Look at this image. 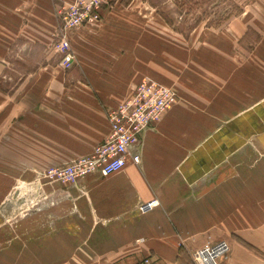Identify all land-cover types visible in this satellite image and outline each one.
<instances>
[{
	"label": "crops",
	"instance_id": "0c3cea01",
	"mask_svg": "<svg viewBox=\"0 0 264 264\" xmlns=\"http://www.w3.org/2000/svg\"><path fill=\"white\" fill-rule=\"evenodd\" d=\"M70 1L0 0V76L17 42L53 45L56 7ZM101 15L68 29L71 67L50 55L2 90L3 157L21 161L16 176L89 154L110 132L108 111L134 94L142 75L134 19L127 8ZM261 34L256 55L235 68L180 74L156 61L153 78L175 86L178 102L140 134L121 171L48 183L45 214L0 229V264H191L196 249L222 239L230 251L220 264H264Z\"/></svg>",
	"mask_w": 264,
	"mask_h": 264
},
{
	"label": "rangeland",
	"instance_id": "374dc122",
	"mask_svg": "<svg viewBox=\"0 0 264 264\" xmlns=\"http://www.w3.org/2000/svg\"><path fill=\"white\" fill-rule=\"evenodd\" d=\"M76 2L77 0H72L57 5L56 17L59 26L52 34L55 39L51 47L23 46L21 42H17V46L8 50L9 62L0 76V102L1 99H6L2 90H13L28 73L45 64L48 56L53 55L57 58L62 55L63 58V52L58 44L64 34L69 40L67 36L69 28L95 25L101 21L102 15L96 21L64 28L58 16V8ZM106 2L104 6L107 8L129 9V18L134 19L136 67L142 73L140 80L145 76L154 77L151 72L158 71L155 68H158L159 64L156 61L159 59L166 63L170 72L180 74L197 71L209 65L216 70H223L225 62H230L234 68L238 67L240 57L243 60L246 56L256 55V42L260 39L261 32L264 33V0H106ZM61 64L64 65L62 59ZM173 88L177 90L175 86ZM5 103L3 111L0 107V121L6 111ZM6 132V128H0V183L3 184L2 188L0 187V219L3 220L0 229L16 231L19 221L31 216L38 217L36 213L45 214L48 203L45 187L48 183L56 181L48 176L46 170L49 166L38 167L36 171L33 169L24 171L22 176H16V171H21L19 166L22 163L15 158L3 157L6 154V145L1 141ZM2 151L4 154H1ZM71 161L73 159L60 165ZM189 263L194 264L193 258Z\"/></svg>",
	"mask_w": 264,
	"mask_h": 264
},
{
	"label": "built area",
	"instance_id": "2783aa9c",
	"mask_svg": "<svg viewBox=\"0 0 264 264\" xmlns=\"http://www.w3.org/2000/svg\"><path fill=\"white\" fill-rule=\"evenodd\" d=\"M104 3H107L106 0H77L75 4L60 6L57 12L64 28H68L100 19ZM58 45L63 52L64 66L71 67L75 54L65 34ZM178 100L179 93L173 87L150 76L143 77L130 98L108 111L110 132L106 139L97 144L89 154L79 156L64 165L47 168L48 176L53 181L70 184L97 172L108 176L121 171L140 134L151 124L159 122ZM132 157L134 162L140 161L139 154ZM151 203L157 204L158 201L154 199ZM229 251V242L222 239L196 249L192 258L194 264H220V260ZM149 262V258L145 260V263Z\"/></svg>",
	"mask_w": 264,
	"mask_h": 264
}]
</instances>
